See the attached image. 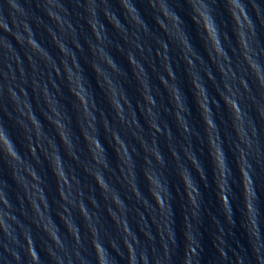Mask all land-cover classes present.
<instances>
[{"label":"water","instance_id":"obj_1","mask_svg":"<svg viewBox=\"0 0 264 264\" xmlns=\"http://www.w3.org/2000/svg\"><path fill=\"white\" fill-rule=\"evenodd\" d=\"M0 264H264V0H0Z\"/></svg>","mask_w":264,"mask_h":264}]
</instances>
